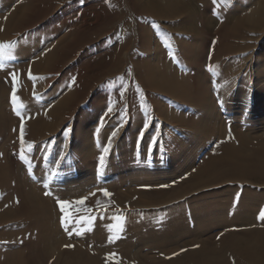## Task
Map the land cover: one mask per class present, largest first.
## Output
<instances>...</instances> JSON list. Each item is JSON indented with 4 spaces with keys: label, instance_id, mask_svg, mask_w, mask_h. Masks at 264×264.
I'll return each mask as SVG.
<instances>
[{
    "label": "bare ground",
    "instance_id": "bare-ground-1",
    "mask_svg": "<svg viewBox=\"0 0 264 264\" xmlns=\"http://www.w3.org/2000/svg\"><path fill=\"white\" fill-rule=\"evenodd\" d=\"M35 1L40 0H0V10L4 12L3 16H0V264H264V129H256L263 127L264 118L260 117L264 112L257 111L259 115L252 119L251 126L240 124L236 129L231 128L229 123L221 118L206 85L209 79L216 85L220 81L202 72L190 77L181 74L172 65L173 55L169 54L171 59H165V54L159 48L154 49L156 55L160 52L158 58L145 57L134 62V68L139 70V74H143L141 83L153 91L162 93L159 96L161 99L174 98L180 103L204 109L206 116L201 120H195L191 116L173 112L166 106L157 105L164 119L178 125L182 130H192L198 135L199 140L204 141L203 145L205 141L206 144L215 141L219 145L217 151L208 152L199 163L196 156L205 145H202L200 151L196 149V153L187 156L188 165L186 164L178 177L176 175L174 177L180 180L187 175L188 178L184 179L182 184L177 183L176 186L165 189L166 192L125 189V186L122 188L123 182L121 185L117 183L120 187L115 186L116 190L114 189L112 194L109 191L105 194L101 190H95L87 195H85L87 192H82L75 196L70 190V185H65L62 191L58 186L47 194L43 185L51 184L50 177L55 180L68 179L72 174L68 163L66 169L56 172L60 161L57 165L53 163L42 165L38 161L41 165L37 180H41L39 182L41 184L34 183L29 169H23L19 165L18 156L10 154L9 149L11 148V153L14 146L21 150L24 146L26 150L31 149L26 143L28 142L26 130L29 131L28 128L32 127L33 132H28L32 133V139L36 142L35 150L34 147L32 149L36 151L37 158H40L42 150L46 148L44 145L46 144L48 149L52 141L50 139L58 135L59 130L61 133L66 130L67 121L72 120L76 112V109H70L76 96L60 91L57 93L59 96H56L43 78L46 74H55V67L71 59L66 55L67 51L72 54L78 46L89 45L92 40L91 35L82 37L73 32L74 34H62L58 40H51L46 47H30L29 38L19 34V31L33 28L35 22L44 18V14L38 12L40 17L28 22ZM139 1L143 6V14L149 15L152 21L157 19L175 26L174 20L179 19L182 14L180 7L187 6L186 2L190 0ZM255 4L253 9L251 7L245 10L244 15H248L247 17L239 18L235 24L222 29L225 38L234 39L235 36H239L241 27L260 33L261 37L255 39L260 42L264 40V0ZM209 11L205 9L203 16L210 17ZM221 11L217 5L214 12ZM30 31L34 34L38 32L37 29ZM164 35V39H170L169 35ZM142 38V47L149 50L153 45L152 35L144 31ZM195 46L193 43L181 42L177 49H180L179 55L181 50L187 54L190 66L200 69L206 60V54L197 57ZM233 46L224 45L223 48L226 50L222 52L226 53V56H232L246 49L242 46ZM199 49L196 53L201 52L203 48ZM204 50L202 52L206 53V49ZM192 53L194 57H189ZM19 56L24 59V64L6 70L7 62L16 60ZM123 60L119 58L113 62L121 65ZM238 63L225 62L224 59L217 63V67L229 72L226 78L229 86L241 77L242 72H237L240 67ZM106 65L108 67L102 68L104 77L111 76L114 72L112 69L114 65L110 66L109 62ZM260 65L257 63L259 67L256 84L258 95L262 96L264 67ZM91 67V70L96 72L95 65ZM222 93L220 94L223 96ZM22 96L28 103H24ZM47 98L52 104L47 103ZM84 98L80 94L77 103H81ZM92 101L97 103L98 99ZM13 106H20L23 109L22 114L18 116L11 114L9 108ZM233 106V109L237 110L238 103H234ZM36 107L42 108H37V113H34V110L32 112L31 108ZM80 112L82 115L89 114L87 111ZM91 135L87 131L82 138L88 145L84 152L86 159L93 157ZM62 150L64 149L57 154H62L64 152ZM63 164L65 163L62 162ZM49 169L57 175L50 174ZM166 193L172 196L170 201L164 200L163 205L169 203L173 207L179 205L178 202L182 199H187L184 205L191 207L199 222L196 232L185 240L181 239L182 244L168 242L164 247L156 244L157 242L155 245L149 244L146 256L141 251L138 253L127 248L129 244L123 242L122 232L125 217L119 214L118 208L128 206V209L132 210L149 207L155 203L150 202L152 198L166 196L168 198ZM56 195L61 199L55 200L53 197ZM136 195H140L141 200L136 201L133 198ZM107 200H113L118 207L110 212L111 217L105 218V215L103 218L104 213L100 214L103 210L99 211V207H96ZM228 209L235 212L234 217L228 213L224 214L223 211ZM149 225L151 226L145 229L146 233L149 230H159L160 226L156 219L153 218ZM143 227L141 228L144 229ZM223 227H244V230L223 232L217 241L215 230ZM252 227L255 228L251 229ZM137 228L139 231L142 230L138 226ZM62 245L66 248V258L60 261L56 250Z\"/></svg>",
    "mask_w": 264,
    "mask_h": 264
},
{
    "label": "rangeland",
    "instance_id": "rangeland-1",
    "mask_svg": "<svg viewBox=\"0 0 264 264\" xmlns=\"http://www.w3.org/2000/svg\"><path fill=\"white\" fill-rule=\"evenodd\" d=\"M259 1L190 0L186 2L187 6L180 7L182 14L179 19L174 20L175 26L167 25L168 23L157 21V19L152 21L149 15L143 14V6L139 0L35 1L34 9L28 16V22L39 18L40 12L44 14L45 19L35 22L33 28L19 31V34L29 38L30 47H46L51 40H58L62 34H72L73 32L82 37L91 35L92 40L89 45L78 46L72 51V54L67 51L66 55L71 59L63 65L55 67V74H46L43 78L55 94L60 91L76 96L70 107V109H76V112L72 120L67 121L66 130L64 129L62 133L59 130L58 135L50 139L52 140L51 145L49 144L50 147L48 146L49 148L46 149L47 145L45 144L46 150H42V156L37 158V153L34 152L36 142L31 136L32 127H29L28 130L31 132L28 133L29 131L26 130V140L28 139L30 144L26 143L29 145L28 148L31 146V149L26 150L24 146L21 150L14 146V151L11 153L10 148L9 153L18 156L19 165L23 169H29L35 180L34 183L37 185L41 184L39 183L41 180H37L40 174L39 165H52V163L57 165L60 161L61 163L56 169L57 172L66 169L68 163L72 172L70 177L57 180L50 177L52 185H43L47 194L50 190L57 189L58 186L62 191L65 189V185H70L72 194L76 196L82 192H87L85 194L87 195L95 190H101L105 194L109 191L112 194L111 192H114L116 187H120L117 183L121 185L123 182L122 188L125 186V189L135 188L143 192L153 191L154 193L161 192V190L166 192L167 188L174 187L177 183L182 184V181L188 176L184 175L180 180L176 177L188 165L189 160L186 157L193 154L196 149L200 151L199 149L205 145L196 156L199 163L208 152H216L219 145L215 141L207 144L205 141L203 145L204 141L199 140L198 135H195L192 130H182L178 125L164 119L162 112L157 109V105L158 107L166 106L173 112L191 116L195 120L203 119L206 116V111L184 102L180 103L174 98L164 97L161 99L159 96L162 93L153 91L141 83L143 74H139V70L134 68V62L145 57L158 58L160 52L159 55L155 54L156 47L162 50L165 59H171L169 54L173 55L172 65L181 74L184 73L190 77L202 72L208 77L213 76L215 80L217 78L220 81L218 85L213 84L210 79L207 80L206 85L210 89L213 103H215L221 118L234 129L240 124L251 126L252 119L259 115L257 111L264 112V95H258V84H256L257 68L259 67L257 63L264 67V40L261 42L256 40L261 37L260 33L251 32L249 29L241 27L239 36H235L234 39L225 38L222 35V29L235 24L239 18L247 17L248 15H244L245 10L251 7L253 9L256 6L255 2ZM217 5L221 8V12H214ZM205 9L210 10V17L203 16ZM2 14L4 12L0 10V16H3ZM183 18L188 19L183 21ZM34 29L38 31L35 34L30 31ZM144 31L152 35L153 45L149 47V50H144L142 47ZM164 34L169 35L170 37H166L170 39H164ZM208 36L209 38H207ZM181 42L196 44L195 54L198 55H196L197 57L206 54V60L200 69L189 65L187 54L182 50L179 55L180 49L177 48ZM230 44H233V47L242 46L246 49L236 55L226 56L224 53L226 49L223 46ZM198 49L201 52L196 53ZM204 49H206V53L202 52ZM193 53L189 57L193 56ZM60 56L62 57L63 54ZM20 57L8 61L5 69L11 70L18 65H23L24 59ZM119 58L124 59L121 65L113 62L114 59ZM110 59L111 61H109ZM222 59L225 62L238 61L240 67L237 72H242L240 79L235 80L230 86L226 80L229 72L217 67V63ZM108 62L109 65H114L112 66L114 72L111 76L104 77L102 68H106ZM93 65L97 69L96 72L91 70ZM221 92H223V96L220 94ZM80 94L85 98L81 103H77ZM21 98L24 103H28L24 96ZM92 99H98V102L94 103ZM46 101L52 104L48 98ZM234 103H238L237 110L233 109ZM37 108L42 107L31 108V111L34 110V113H37ZM9 109L15 116L23 112L20 106H13ZM80 110L82 113L87 111L89 114L82 115ZM260 118H264V114ZM70 127H72V132H70ZM256 129L263 130L264 124L262 128ZM87 131L92 134L91 148H94L93 157L89 159L84 157L88 145L82 139ZM174 143L176 145L173 146ZM196 144L198 145L196 146ZM61 149H64L62 150L64 152L57 154ZM62 162L65 164L62 165ZM48 172L52 175L56 174L51 169ZM57 195L53 198L61 199ZM167 195L168 198L167 196L152 198L153 200L151 199L150 202L156 204L149 207H138L132 210H129L128 206L118 208L119 214L125 217H122L124 221L127 219V222L123 221L122 224L123 242L129 244L127 248L138 253L141 251L146 256L149 252L147 247L149 244L154 243L155 245L157 242L156 244L159 243L158 245L161 244L163 247L168 242L182 244L181 239L185 240L196 232L195 229L199 227V222L191 207L184 205L187 199H182L178 202L179 205L175 204L176 206L171 207L172 205L169 203L163 205L164 200L170 201L169 199H171L172 194ZM133 198L136 201L141 200L140 195ZM160 199L163 201L161 202ZM98 207L99 211L103 210L100 212V214L104 213L103 218L105 215L107 218L111 217L112 210L118 206L113 200H107L106 203L96 208ZM223 212L224 214L228 213L231 217L235 216V212L229 209ZM153 218L160 226L159 230H149L146 233L145 229L151 226L149 223ZM137 226L139 229L144 226V229L139 231ZM178 229L181 230L178 231ZM240 229L244 230V227L216 229L215 238L218 241L223 232L234 230L240 232ZM143 240L144 242H142ZM65 251L66 248L63 245L56 250L60 261L66 258Z\"/></svg>",
    "mask_w": 264,
    "mask_h": 264
}]
</instances>
